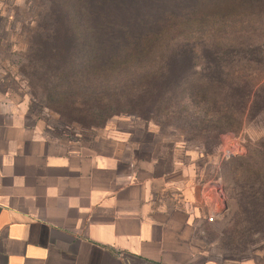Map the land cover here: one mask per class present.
<instances>
[{
	"label": "crops",
	"instance_id": "obj_1",
	"mask_svg": "<svg viewBox=\"0 0 264 264\" xmlns=\"http://www.w3.org/2000/svg\"><path fill=\"white\" fill-rule=\"evenodd\" d=\"M130 138L53 135L0 91V264H264L210 258L191 163Z\"/></svg>",
	"mask_w": 264,
	"mask_h": 264
},
{
	"label": "trees",
	"instance_id": "obj_2",
	"mask_svg": "<svg viewBox=\"0 0 264 264\" xmlns=\"http://www.w3.org/2000/svg\"><path fill=\"white\" fill-rule=\"evenodd\" d=\"M103 6L113 10L108 21ZM50 8L45 34L59 41L41 59L33 44L27 70L84 125L191 105L190 131L211 146L241 127L262 85L253 80L264 72V35L256 34L264 0H52Z\"/></svg>",
	"mask_w": 264,
	"mask_h": 264
},
{
	"label": "rangeland",
	"instance_id": "obj_3",
	"mask_svg": "<svg viewBox=\"0 0 264 264\" xmlns=\"http://www.w3.org/2000/svg\"><path fill=\"white\" fill-rule=\"evenodd\" d=\"M51 2L0 0V91L8 92L15 101L25 104L53 135L77 141L105 134H126L132 141L138 140L144 151L159 144L172 149L174 157L191 163L192 183L199 189L205 216V221L196 226L195 236L208 256L215 260L244 258L264 249V170H258L264 168V109H261L264 72L255 73L253 81L259 80L262 85L241 127L220 135L211 146L204 137L190 131L187 113L195 111L191 105L180 114L169 111L146 119L137 114L120 113L109 117L102 125H84L75 119L77 115L58 102V94L48 95L39 76L27 70L29 48L33 44L43 49L41 59L59 41H49L45 34V29L51 25ZM90 2L99 4L101 0ZM103 7L105 10H99L106 13L108 21L113 10ZM258 22L256 20V27ZM256 34L261 36L264 32L259 30ZM176 68L172 65L175 70L172 78L178 76ZM226 150L230 153L225 154ZM233 155L238 156L229 159ZM245 164L251 165L250 170H243ZM219 207L226 209L217 215Z\"/></svg>",
	"mask_w": 264,
	"mask_h": 264
},
{
	"label": "water",
	"instance_id": "obj_4",
	"mask_svg": "<svg viewBox=\"0 0 264 264\" xmlns=\"http://www.w3.org/2000/svg\"><path fill=\"white\" fill-rule=\"evenodd\" d=\"M226 208L223 207L220 211V213H222ZM124 259L126 260L127 264H153V263H150V262H146V261H142V260H138V259H135L131 256H124Z\"/></svg>",
	"mask_w": 264,
	"mask_h": 264
},
{
	"label": "built area",
	"instance_id": "obj_5",
	"mask_svg": "<svg viewBox=\"0 0 264 264\" xmlns=\"http://www.w3.org/2000/svg\"><path fill=\"white\" fill-rule=\"evenodd\" d=\"M224 153H225V154H228V153H230V151H229V150H226V152H224ZM222 208H223V207H219V208H218V210H217V213H218V214H217V215H220V214H221L220 211H221ZM208 220L211 221V220H212V217L209 216V217H208Z\"/></svg>",
	"mask_w": 264,
	"mask_h": 264
}]
</instances>
